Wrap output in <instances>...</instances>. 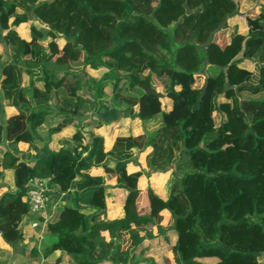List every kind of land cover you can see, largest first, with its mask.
I'll list each match as a JSON object with an SVG mask.
<instances>
[{
  "label": "trees",
  "instance_id": "obj_1",
  "mask_svg": "<svg viewBox=\"0 0 264 264\" xmlns=\"http://www.w3.org/2000/svg\"><path fill=\"white\" fill-rule=\"evenodd\" d=\"M237 2L0 0V41L9 56L0 66V101L18 111L0 124V144L12 149L25 141L41 151L37 159L27 152L22 160L8 150L0 157V173L11 170L15 187L0 195V237L6 245L22 239L26 186L37 178L56 195H70L78 227L60 229L42 251L31 250L33 257L59 251L78 264H129L143 240L140 231L151 226L162 232L166 213L176 237L174 264H264V0L244 17L240 50L233 45L235 31L225 36ZM29 14L47 25L52 41L62 36L64 46L51 42L45 51L34 29L29 41L23 39L15 28L27 23ZM216 45L223 54L219 62L210 56ZM51 66L102 69L99 81L89 84L100 93L112 88L124 115L136 116L143 134L116 137L106 148L104 137L89 134L86 140L76 131L72 150L50 148L41 126L49 117L45 106L52 104L62 115L54 128L60 131L94 105L77 95L79 79L64 82ZM209 66L214 70L205 74ZM148 73L165 80L168 108L139 87L146 85L131 80ZM134 150L144 155L149 172L173 168L167 198L149 187L130 188L134 175L127 173L126 162ZM99 167L103 175L90 173ZM114 178L117 184L107 185ZM108 194L121 207L120 218L107 219ZM123 234L132 250L116 243Z\"/></svg>",
  "mask_w": 264,
  "mask_h": 264
},
{
  "label": "rangeland",
  "instance_id": "obj_2",
  "mask_svg": "<svg viewBox=\"0 0 264 264\" xmlns=\"http://www.w3.org/2000/svg\"><path fill=\"white\" fill-rule=\"evenodd\" d=\"M238 1H245L242 4V6L243 5H247V6L242 7L237 2L236 11L234 15L229 18L228 26L225 32V36L227 39L234 33L233 31L236 32L237 35L233 40V45L236 50L241 49L242 39L243 37L246 36V26L244 20L245 15L249 12L257 11L258 4L262 3V0H238ZM31 29L36 30L40 35L41 38H39V44L45 51L48 50V45L51 42L56 44L58 49H61L65 44V40L62 36H58L54 41H52L49 37H47L46 34L49 30L47 25L39 22L30 14L28 15L27 23L21 24L15 28L16 32L23 39L26 40H30ZM216 41L217 42L220 41V35H216ZM256 45H258V42H256L254 46ZM163 53L164 52H162V56ZM164 55L165 56L163 57L165 59H168L167 54L164 53ZM74 56L77 57L76 52H74ZM210 56L215 62L222 61L223 54H221L218 45L213 47ZM8 61H9V56L7 49L5 45L0 41V66L4 63H7ZM246 64L250 67V64L248 63ZM50 68L64 82H71L79 79L82 85V89L77 92V95L86 98L94 105L85 114V116H83L82 120L75 119L73 120V122L68 124L60 131L58 130L55 131L54 128L57 126V124L62 122V118H63L62 115L56 114V110L54 109V107H52V104L45 106V109H47L49 113L48 115L49 117L41 126L44 131H48L49 133V140H50L49 146H52L55 149L61 148V149L72 150L73 147H76L77 145V143L72 139V136L76 131H80L83 137H85V139L87 140L89 134H92V131L95 130L97 127L100 126L101 128L102 125L104 127V132H105V138H106L105 140L107 141V143L105 142L106 148L116 137L120 135L134 134L133 123H129L126 125L124 124L125 126L123 125L121 126L123 120L122 117L120 116L124 115L123 112L124 105L120 104L117 99L113 98V94H114L113 89L105 87L103 91L100 93L99 86L95 88L93 87V85H90L88 82L89 79H92L94 83L99 81L100 79L99 75H101L103 71L102 69H98V71H93L84 68V71H82L81 67L78 66L75 68L73 67L69 68L66 66H61V67L51 66ZM213 70H214L213 67L209 66L208 69H206L205 74H209ZM131 80L134 83L144 84L148 87L154 88L157 92L162 94L161 100L163 107L165 109L169 107L170 101L165 98V93L163 92V87H162V83L165 81L164 79L163 80L157 79L153 77L151 73H148L142 79L131 78ZM201 83H202V77H197L196 80L197 86H200ZM38 92H39L38 89L36 88V86H34V92H33L34 97L38 95ZM0 105H2L1 101H0ZM41 110L42 112H44L43 109ZM6 113H8L7 110ZM4 120L5 118L0 117V124L3 123ZM135 127H137L138 130H141L143 133L140 122H138ZM28 149L32 152V158L37 159L41 157L40 148L37 146H29L25 141L22 142L19 146L17 145L12 149L10 148V151L14 153L16 152L20 153L21 157L24 159ZM143 157H144L143 154H140L139 151L134 150L133 157L128 162H126L127 173L134 175L133 181L135 178H138L140 176L138 181L139 189L149 187L159 197L163 199L167 198L173 179V175H172L173 168L163 173L149 172L147 170L144 171L141 169V163L143 161ZM106 163L107 166L113 168L112 162H106ZM1 179H3L2 176ZM3 182L7 183L9 181L4 178ZM8 190L9 187L6 188V191ZM50 190L51 191L49 194L51 195H49L48 197L49 200L46 203V207H45V210L49 211L46 217H44L46 218V222L38 223V225L41 226V228L39 227L40 231H43V229L46 228L43 231V233L39 232L42 235L41 238L36 239V235L30 236L32 239L31 243H30L31 239L30 241L27 239L22 244L19 243L18 241V243L15 246L16 247L15 249L23 250L29 256L33 248L42 251V249L45 246H47L52 240H54L55 235L60 229L78 227L77 226L78 224L75 223L74 215L70 211L72 209L67 200L69 198L67 197L68 196L67 193H64L62 195L60 194L56 195L57 192L56 190L54 189H50ZM115 199H116L115 196L108 194L106 208H107V219L109 220L120 218L122 215L121 207L115 203L114 205H112V200L115 201ZM64 212H66L67 215L64 214ZM168 224H169V216L168 214L165 213L162 215V221H161V225L165 228L164 230H162V232H157V230L151 226H148L147 228L140 231V235L142 236L143 240L139 244V246L132 251L133 257L129 264H174L171 248L175 243L176 237L174 233L170 229H168ZM70 225L73 227H70ZM101 235L103 236L106 242L109 241V236L107 233H102ZM116 243L123 250L125 249L132 250V248H130L131 246H130L129 236L127 234L121 235ZM15 249L13 248V250ZM61 258L62 260L58 264H78L76 258L74 257L62 256ZM30 259H34V263H35L40 258L37 257L34 258L30 256ZM78 259H80V261L84 260V258H81V256ZM259 260H261V258H259ZM51 261L53 262V260ZM15 263L27 264L24 260L21 261V259L16 260ZM100 264H109V263L103 262Z\"/></svg>",
  "mask_w": 264,
  "mask_h": 264
},
{
  "label": "crops",
  "instance_id": "obj_3",
  "mask_svg": "<svg viewBox=\"0 0 264 264\" xmlns=\"http://www.w3.org/2000/svg\"><path fill=\"white\" fill-rule=\"evenodd\" d=\"M245 1H238V3H239V5H241L242 6V4L244 3ZM260 4H262V3H260ZM260 4H258V6L260 5ZM243 6H247V5H243ZM242 6V7H243ZM258 10V9H257ZM253 12V11H252ZM256 12V11H255ZM26 40V39H25ZM26 41H29V40H26ZM0 117L1 118H7V117H9V116H11L12 114H16L18 111L15 109V108H12V107H7V106H5V104L4 103H2V105H0ZM8 111V113H6V110ZM120 117H122V120H123V123H121V126L123 125V126H125L126 124H129V123H133V125H134V130H133V132H134V134H130V135H120V136H118V137H125V136H132V137H136V136H139V135H141V134H143L142 133V131L141 130H138L137 129V127H135L136 125H137V123L138 122H140L137 118H136V116H125V115H123V116H120ZM128 117V118H127ZM133 117V118H132ZM125 124V125H124ZM114 132V131H113ZM92 134L93 135H95V136H101V137H104L105 138V132H104V127H103V125L101 126V128H100V126L99 127H97L95 130H93L92 131ZM106 139V138H105ZM105 142L107 143V141L105 140ZM113 142V141H112ZM112 142L108 145V147L107 148H109L110 146H111V144H112ZM21 143H19L18 144V146L20 145ZM17 146V145H16ZM50 148H52V149H55V148H53L52 146H50ZM60 149V148H59ZM10 151V149H5V145H3V144H0V152H1V155H0V157H2L3 155H4V153L6 152V151ZM55 150H58V149H55ZM27 152H29L30 154H31V156H32V152L28 149L27 150ZM26 152V153H27ZM144 156V155H143ZM26 157V156H25ZM25 157H24V159L21 157V159L22 160H25ZM144 157H143V161H142V163H141V169L142 170H145V167H144ZM111 165V164H110ZM109 168H112V167H110V166H108ZM99 170H101V171H99ZM103 169H102V167H99V168H93L91 171H90V173L91 174H98V175H103V171H102ZM1 176L3 177V179L5 178L6 180H8L9 182H7V183H5V182H3V179H1ZM139 178H140V176L138 177V178H135L134 179V181L132 182V184L130 185V188H132V189H136V190H140V191H143L145 188H141V189H139V187H138V181H139ZM108 185H111V186H114L115 184H117V178H114V179H112L111 181H109L108 183H107ZM7 187H9V192H14L15 191V187H14V183H13V172L11 171V170H6V169H4V170H2L1 171V173H0V195L2 194V193H4V192H6V188ZM51 195V194H50ZM60 195H62V194H60ZM68 195V194H67ZM66 195V196H67ZM70 195H68L67 197H69ZM54 198H55V196H54ZM49 199V198H48ZM68 200V202H69V198L67 199ZM106 202H107V199H106ZM114 203L115 204H117V201H116V199H115V201H113L112 200V205H114ZM110 204H111V202H110ZM106 205H107V203H106ZM118 205V204H117ZM107 209V208H106ZM48 212L49 211H44L42 214H40L39 216H36V217H28V216H23L22 218H21V221H20V226H19V229H20V232H21V234H22V239H21V241H19V243H24L25 242V240H29L30 241V239H31V237L30 236H34V235H36V239L38 238V239H40L41 238V233H39V232H41L40 231V228H41V226L39 225V227H38V230H37V228H35V229H32L31 228V223H32V221H34V222H37V223H43L44 222V217H46V215L48 214ZM49 217V216H48ZM36 218V219H35ZM32 231H34V232H32ZM26 236V237H25ZM53 241V240H52ZM51 241V242H52ZM32 242V239H31V241H30V243ZM50 242V243H51ZM18 242H16L15 243V245L14 246H8V245H6L3 241H2V239H1V237H0V262H2V263H4V264H16L15 262H16V260H19V259H21V261L22 260H24L27 264H58V263H60L61 262V260H62V256L63 257H65V255H62L59 251H56V252H54L53 254H51L50 256H48L47 258H41V259H39V260H37V262H35L34 263V259H30V256H32L31 255V252H30V256L29 255H27L23 250H19V249H15L16 247V244H17ZM49 243V244H50ZM46 247V246H45ZM44 247V248H45ZM13 248L15 249V250H13ZM60 254V255H59ZM33 257V256H32ZM35 258V257H34ZM51 260H53V262L51 261ZM18 262V261H17Z\"/></svg>",
  "mask_w": 264,
  "mask_h": 264
},
{
  "label": "built area",
  "instance_id": "obj_4",
  "mask_svg": "<svg viewBox=\"0 0 264 264\" xmlns=\"http://www.w3.org/2000/svg\"><path fill=\"white\" fill-rule=\"evenodd\" d=\"M50 191L45 180L34 178L28 182L24 198L28 206V213L26 216L36 217L45 211ZM44 222H46V218H44ZM38 227V223L32 221L31 228L35 229Z\"/></svg>",
  "mask_w": 264,
  "mask_h": 264
},
{
  "label": "water",
  "instance_id": "obj_5",
  "mask_svg": "<svg viewBox=\"0 0 264 264\" xmlns=\"http://www.w3.org/2000/svg\"><path fill=\"white\" fill-rule=\"evenodd\" d=\"M183 8L185 9L186 14H188L189 11H188L187 8H186V2H184V4H183ZM139 87H140V89H141L145 94H147V95L156 96V97H158V98H161V97H162V94L159 93V92H157V91H156L155 89H153V88H149V87L142 86V85H140Z\"/></svg>",
  "mask_w": 264,
  "mask_h": 264
}]
</instances>
